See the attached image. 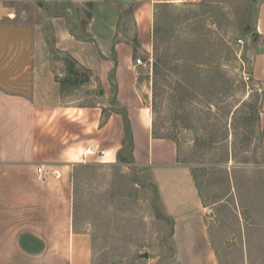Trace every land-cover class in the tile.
Returning <instances> with one entry per match:
<instances>
[{"label":"rangeland","instance_id":"374dc122","mask_svg":"<svg viewBox=\"0 0 264 264\" xmlns=\"http://www.w3.org/2000/svg\"><path fill=\"white\" fill-rule=\"evenodd\" d=\"M41 2L2 3L15 13L16 23L43 24L58 64L66 56L55 48L52 20L59 17L74 33L94 40L95 52L108 51L118 36L135 35L132 5L97 6L98 12L69 1L56 11ZM262 6L264 0L160 5L152 53L133 56L146 64H138L139 82L158 132L176 141L180 160L193 170L218 264H264V74L257 76L264 66ZM67 7L69 12L62 11ZM93 73L85 83L66 86L64 96L84 105L105 103ZM80 74L87 73L80 69ZM128 146L114 163H82L75 169L74 228L86 243L90 264H182L174 222L150 168L137 164Z\"/></svg>","mask_w":264,"mask_h":264},{"label":"crops","instance_id":"0c3cea01","mask_svg":"<svg viewBox=\"0 0 264 264\" xmlns=\"http://www.w3.org/2000/svg\"><path fill=\"white\" fill-rule=\"evenodd\" d=\"M69 1L98 12L97 6H134L135 35L118 36L112 48L100 53L94 40L74 33L62 17L52 20L55 48L92 70L102 85L105 103L79 104L63 94L58 78L65 64L55 62L43 24L16 23L15 13L0 0V264H90L86 243L74 228V173L82 163L117 161L126 136L122 110L131 123L133 159L150 168L162 206L174 222L180 262L218 264L193 170L180 160L173 139L154 137L151 106L133 57L137 51L152 53L156 8L179 0L41 4L57 11ZM259 20L264 28V6ZM82 30L88 29L82 25ZM257 73L261 78L264 66ZM41 166L44 177L38 173Z\"/></svg>","mask_w":264,"mask_h":264},{"label":"trees","instance_id":"16d2710c","mask_svg":"<svg viewBox=\"0 0 264 264\" xmlns=\"http://www.w3.org/2000/svg\"><path fill=\"white\" fill-rule=\"evenodd\" d=\"M63 62L65 64V68H64L65 72L62 77L58 78V81L60 82L62 89H65L66 86L78 85L90 80L89 74L90 73L92 74V70L79 64L78 61H76V59L73 58L70 54H66V56H64ZM80 69H82L83 71H85V73H87L86 76L83 78H81ZM122 114L124 116L125 133H126L123 148H125L126 145H129L128 147L130 150V156L133 158L132 152H133L134 143L132 137L131 123L126 110H122ZM153 135L156 138L173 139L170 135L161 134L158 132V125L155 118H153ZM123 158L126 159V156H123Z\"/></svg>","mask_w":264,"mask_h":264},{"label":"built area","instance_id":"2783aa9c","mask_svg":"<svg viewBox=\"0 0 264 264\" xmlns=\"http://www.w3.org/2000/svg\"><path fill=\"white\" fill-rule=\"evenodd\" d=\"M179 1H181V2H187L189 0H179ZM240 42H243V41L240 40ZM136 63L137 64L146 65L145 63L142 62L141 58L136 59ZM89 152H92L91 149L89 150ZM101 153H103V152H101ZM38 173H39V176H41V177H44L45 176V170H44L43 166H41V167L38 168ZM55 173L58 174L57 171H55Z\"/></svg>","mask_w":264,"mask_h":264},{"label":"water","instance_id":"95a60500","mask_svg":"<svg viewBox=\"0 0 264 264\" xmlns=\"http://www.w3.org/2000/svg\"><path fill=\"white\" fill-rule=\"evenodd\" d=\"M254 39H255V40L258 39V33H257V32L255 33V37H254ZM263 49H264V41H263L262 45L260 46L259 51L261 52Z\"/></svg>","mask_w":264,"mask_h":264}]
</instances>
